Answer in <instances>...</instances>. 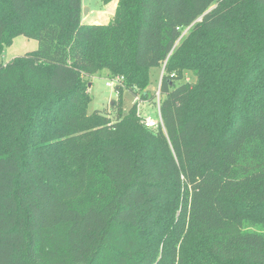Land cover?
Instances as JSON below:
<instances>
[{
	"label": "trees",
	"instance_id": "1",
	"mask_svg": "<svg viewBox=\"0 0 264 264\" xmlns=\"http://www.w3.org/2000/svg\"><path fill=\"white\" fill-rule=\"evenodd\" d=\"M81 12L0 0V264H264V0ZM162 64L156 127L87 114L89 76L147 99Z\"/></svg>",
	"mask_w": 264,
	"mask_h": 264
},
{
	"label": "rangeland",
	"instance_id": "2",
	"mask_svg": "<svg viewBox=\"0 0 264 264\" xmlns=\"http://www.w3.org/2000/svg\"><path fill=\"white\" fill-rule=\"evenodd\" d=\"M115 2H117V0H109L107 3H103L102 0H82V22L88 24L108 23L114 14ZM84 7L87 9L84 10ZM185 31L186 29L183 33H185ZM37 45V40L18 35L13 38L11 45L4 47L2 61L6 63L16 56L24 55L26 52L36 49ZM163 67L164 64L160 67L151 69V83L148 86L149 96L147 99H141L139 95L138 97L133 96L125 89H122L121 95L118 96L119 94L115 89L117 80L115 78H109L106 70L89 76L87 91L91 99L87 106V114L98 111L107 114L114 120L115 108L112 107L113 102H120L123 111H126L133 102H136V115L140 121L142 118L146 117L153 118L157 121L159 116L158 87ZM183 80L193 81V78L190 73L186 72Z\"/></svg>",
	"mask_w": 264,
	"mask_h": 264
},
{
	"label": "built area",
	"instance_id": "3",
	"mask_svg": "<svg viewBox=\"0 0 264 264\" xmlns=\"http://www.w3.org/2000/svg\"><path fill=\"white\" fill-rule=\"evenodd\" d=\"M158 113H159V111H158ZM141 122L147 127H156L157 124L159 122H161L160 114L158 116V120L157 121L154 120L153 118L146 117V118H142Z\"/></svg>",
	"mask_w": 264,
	"mask_h": 264
},
{
	"label": "water",
	"instance_id": "4",
	"mask_svg": "<svg viewBox=\"0 0 264 264\" xmlns=\"http://www.w3.org/2000/svg\"><path fill=\"white\" fill-rule=\"evenodd\" d=\"M87 8L84 7V10H86ZM113 16V15H112ZM89 85V84H88Z\"/></svg>",
	"mask_w": 264,
	"mask_h": 264
},
{
	"label": "crops",
	"instance_id": "5",
	"mask_svg": "<svg viewBox=\"0 0 264 264\" xmlns=\"http://www.w3.org/2000/svg\"><path fill=\"white\" fill-rule=\"evenodd\" d=\"M116 6V2H115V4H114V7Z\"/></svg>",
	"mask_w": 264,
	"mask_h": 264
}]
</instances>
